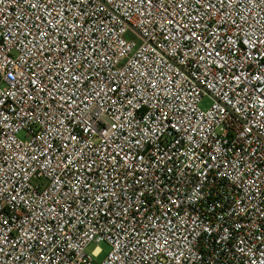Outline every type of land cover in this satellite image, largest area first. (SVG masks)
I'll use <instances>...</instances> for the list:
<instances>
[{
  "label": "built area",
  "instance_id": "2783aa9c",
  "mask_svg": "<svg viewBox=\"0 0 264 264\" xmlns=\"http://www.w3.org/2000/svg\"><path fill=\"white\" fill-rule=\"evenodd\" d=\"M0 264H264V0H0Z\"/></svg>",
  "mask_w": 264,
  "mask_h": 264
},
{
  "label": "rangeland",
  "instance_id": "374dc122",
  "mask_svg": "<svg viewBox=\"0 0 264 264\" xmlns=\"http://www.w3.org/2000/svg\"><path fill=\"white\" fill-rule=\"evenodd\" d=\"M210 106V100L209 99H204L201 103V107L203 109H207L208 107ZM98 248L102 249V256L98 259V261H101L104 256L110 251V247L107 243H100L99 245L98 244H95V243H92L89 245V247L87 248V252L88 253H92L94 252L95 250H97Z\"/></svg>",
  "mask_w": 264,
  "mask_h": 264
}]
</instances>
